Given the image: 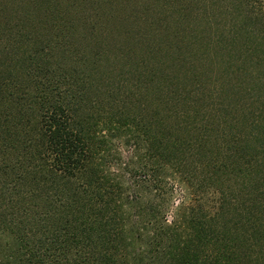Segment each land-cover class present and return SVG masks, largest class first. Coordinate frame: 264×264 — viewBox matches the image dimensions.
Here are the masks:
<instances>
[{
    "label": "trees",
    "instance_id": "16d2710c",
    "mask_svg": "<svg viewBox=\"0 0 264 264\" xmlns=\"http://www.w3.org/2000/svg\"><path fill=\"white\" fill-rule=\"evenodd\" d=\"M12 1L19 5L11 9L16 17L0 26L1 41L9 39L0 60V264H264V75L254 78L259 88L221 77V89H208L206 76L185 69L186 54L177 60L153 45L161 39H135L137 33L124 32L121 16L113 29L119 25L135 44L112 42L107 54L79 58L68 28L29 31L50 18L39 0ZM258 54L256 66L264 61V51ZM247 71L238 67L237 76ZM102 122L113 126V139L128 128L127 145H137L142 135L135 127L142 130L181 167L177 181L190 201L172 221L166 204L144 211L141 200L123 199V190L114 195L120 183L99 170L108 164V140L97 141ZM192 140L233 152L228 190L211 177L215 185L197 184L202 194L183 173ZM221 162L215 174L228 169ZM236 213L237 229L231 225Z\"/></svg>",
    "mask_w": 264,
    "mask_h": 264
},
{
    "label": "rangeland",
    "instance_id": "374dc122",
    "mask_svg": "<svg viewBox=\"0 0 264 264\" xmlns=\"http://www.w3.org/2000/svg\"><path fill=\"white\" fill-rule=\"evenodd\" d=\"M4 3L7 9L3 13L0 11L2 29L10 21H14L11 18L16 16H13L11 9L19 6L15 5L12 0H6ZM39 4L50 15V18L46 19L47 23H43V26L37 25L30 28L29 31H34L36 34L47 33L46 28L52 32L56 31L55 28H68V30L65 29V33L68 34L70 31L68 39L71 41L74 53H77L78 56L80 54L79 58L91 52L107 54L108 45L112 46V42L119 45L124 40L130 44L128 46L134 45L135 43L130 37L121 36L122 31H120L119 25L113 29L114 18L119 17L116 25L117 22H121V16L126 20V24L122 25L124 32L137 33L135 39L139 34L147 35L152 40L161 39L153 45L160 43V47L163 45L165 50L163 55L175 56L177 60L183 59V54H186L188 60L184 64L185 69L190 74L200 73L202 76H206L205 79L208 82H203L208 89L217 87L221 89L222 86L218 82L222 83L221 77H224L225 80L230 78L234 82L244 79L247 87L259 88L260 82L254 78L259 74L264 75V61H259L261 63L259 66L254 65L259 57L262 58L258 52L264 51V0H39ZM9 17L11 18L8 19ZM68 23H71L70 26L74 24L75 29L69 30ZM126 28L128 29L126 30ZM2 29H0V34L2 33V37H5V32H2ZM2 39L0 37V60L5 61L6 58L3 54L1 55V52L9 44V39L1 41ZM179 44L183 47L176 50ZM32 46L36 47L35 44ZM110 56L103 58L104 63L111 60ZM56 57L57 55L53 57V62L56 61ZM77 65L80 66V64ZM144 67L147 65L145 64ZM238 67L248 70L247 76H237ZM142 73L145 75L144 72ZM211 80H215V84H210ZM191 88L189 85L188 89ZM262 90L264 91V87ZM205 93L208 98H206V103H211L210 90ZM198 104L199 102L196 106ZM201 104L199 106H202ZM258 113L254 115L255 121ZM105 118L102 117L101 120H105ZM258 123L262 122L258 121ZM110 127L102 122L99 124L97 133L98 142L102 141L101 139L108 140L103 146L108 164L100 166V160L98 158L95 160L96 167H101L99 168L101 174L104 171L105 174L111 175V178L116 177L115 183H120L119 189H116L114 195L120 198L122 194L121 196L117 195L123 190L122 198L132 197L138 201L141 200L140 204L144 211L159 209L163 204H166L168 220L172 221L177 216L179 205L187 206L190 201L189 196L186 197L183 191H180L177 181V175L181 171L178 169L181 167L178 168L174 164L175 161L173 162L171 153L159 148L158 144L153 141L154 139H148L142 130L138 131L135 127L136 132L140 136L142 135L141 140L137 145L133 142L127 145L128 141L126 140L132 139L129 129L123 128L126 134L118 135L113 139L109 135L111 134ZM217 132L218 130L212 134ZM191 136L196 139L193 132ZM192 141L195 143V147L193 152L184 156L186 164L183 173L191 175V179L195 180L193 181L194 185L197 189L199 188L200 193H202L201 186L197 185L200 180L203 188L215 185L213 184L215 181L213 182L211 177L218 178L216 183L228 190L230 183L234 184L232 180L235 177L232 174L233 168L229 164V161H233L230 158L233 152L229 153L227 148L219 150L215 142L212 145L208 141H199L201 143L199 145L196 141ZM212 153H214L213 156ZM219 161L227 163L229 167L228 169L223 168L220 174H215L214 164ZM163 171L165 173L161 180L160 174ZM227 177L232 180L226 181ZM212 192L213 188L207 191L205 203H211V199L214 197ZM122 203L127 202L124 200ZM123 208L127 212H133L130 207L124 206ZM231 225L232 228L237 229V213ZM204 250L203 258L208 259L210 248H204Z\"/></svg>",
    "mask_w": 264,
    "mask_h": 264
}]
</instances>
